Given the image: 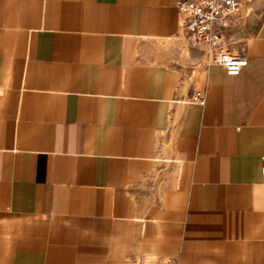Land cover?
<instances>
[{"label": "crops", "instance_id": "0c3cea01", "mask_svg": "<svg viewBox=\"0 0 264 264\" xmlns=\"http://www.w3.org/2000/svg\"><path fill=\"white\" fill-rule=\"evenodd\" d=\"M175 1L0 0V264H264V0L234 76Z\"/></svg>", "mask_w": 264, "mask_h": 264}, {"label": "built area", "instance_id": "2783aa9c", "mask_svg": "<svg viewBox=\"0 0 264 264\" xmlns=\"http://www.w3.org/2000/svg\"><path fill=\"white\" fill-rule=\"evenodd\" d=\"M243 0H176L184 35L203 51L207 63L218 65L226 75H237L246 64L245 57L230 48L226 34ZM190 100L203 104L198 91Z\"/></svg>", "mask_w": 264, "mask_h": 264}, {"label": "rangeland", "instance_id": "374dc122", "mask_svg": "<svg viewBox=\"0 0 264 264\" xmlns=\"http://www.w3.org/2000/svg\"><path fill=\"white\" fill-rule=\"evenodd\" d=\"M243 18V17H242ZM256 18L249 20L244 17V19L239 20V22L228 31L226 35V41L230 48L239 49L245 35L249 33L254 25ZM236 51V50H234Z\"/></svg>", "mask_w": 264, "mask_h": 264}]
</instances>
